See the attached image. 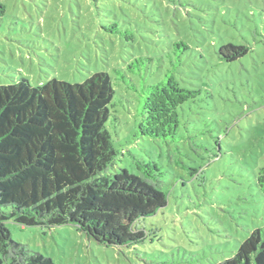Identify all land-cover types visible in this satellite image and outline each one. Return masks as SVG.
<instances>
[{"label":"rangeland","instance_id":"obj_1","mask_svg":"<svg viewBox=\"0 0 264 264\" xmlns=\"http://www.w3.org/2000/svg\"><path fill=\"white\" fill-rule=\"evenodd\" d=\"M0 1V86L107 72L116 156L104 174H138L134 157L153 160L167 196L134 224L144 236L130 246L101 245L72 225L9 220L14 241L55 264H217L264 229L255 185L264 166V0ZM229 43L249 51L226 62L217 50ZM168 72L194 97L179 107L173 139L141 136V88Z\"/></svg>","mask_w":264,"mask_h":264},{"label":"trees","instance_id":"obj_2","mask_svg":"<svg viewBox=\"0 0 264 264\" xmlns=\"http://www.w3.org/2000/svg\"><path fill=\"white\" fill-rule=\"evenodd\" d=\"M4 10L0 1V16ZM248 51L229 43L217 54L230 62ZM114 94L104 71L75 84L52 78L33 87L21 78L0 86V264H55L14 241L5 226L9 220L47 228L72 225L89 240L121 247L141 241L143 231L134 224L167 205L162 172L153 160L134 157L138 174L126 168L104 174L116 156L106 128ZM194 94L170 72L143 85L138 133L173 139L178 109ZM255 185L264 199V166ZM217 264H264V229L250 232L232 257Z\"/></svg>","mask_w":264,"mask_h":264}]
</instances>
